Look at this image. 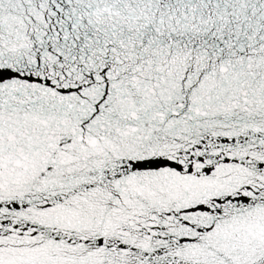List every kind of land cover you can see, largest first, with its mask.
Here are the masks:
<instances>
[{"label": "snow or ice", "instance_id": "1", "mask_svg": "<svg viewBox=\"0 0 264 264\" xmlns=\"http://www.w3.org/2000/svg\"><path fill=\"white\" fill-rule=\"evenodd\" d=\"M0 264H264V0H0Z\"/></svg>", "mask_w": 264, "mask_h": 264}]
</instances>
